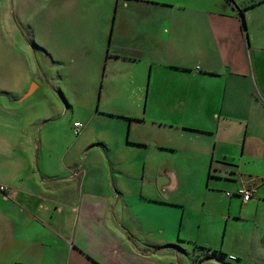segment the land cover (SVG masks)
Wrapping results in <instances>:
<instances>
[{
    "label": "crops",
    "instance_id": "1",
    "mask_svg": "<svg viewBox=\"0 0 264 264\" xmlns=\"http://www.w3.org/2000/svg\"><path fill=\"white\" fill-rule=\"evenodd\" d=\"M2 9L44 70L63 71L37 76L34 92L60 87L64 106L10 108L0 77V264H264V1ZM62 113L84 129L68 146L43 144ZM249 186L244 203L236 193ZM173 229L194 253L175 252Z\"/></svg>",
    "mask_w": 264,
    "mask_h": 264
},
{
    "label": "rangeland",
    "instance_id": "2",
    "mask_svg": "<svg viewBox=\"0 0 264 264\" xmlns=\"http://www.w3.org/2000/svg\"><path fill=\"white\" fill-rule=\"evenodd\" d=\"M262 8H258L255 11V15L258 16L262 14ZM0 77H4V85L6 88H10L11 95L7 101V104H10V108L16 107L17 109H26V110H35L38 115L41 117L45 112L48 111H60V107L64 106L62 100H59L57 97L56 91L60 92L59 88H51L42 86L40 90H36L30 96H27L24 101L22 99L24 96L29 95L32 86L35 84L38 85L39 78L37 76L45 77L47 76L59 78L63 74V71L59 70V66H53V70H44V64L41 61V53L39 52V47L28 33V29L23 25L21 19H19L18 24L20 27H12L13 19L12 15L8 16L6 10L2 9L0 11ZM16 25V23L14 22ZM12 29H16V32L12 35ZM12 31V32H11ZM27 37V39L25 38ZM24 42L27 45H24ZM44 56V55H43ZM41 62V63H40ZM45 65V64H44ZM43 68V69H42ZM35 80V81H34ZM1 85V83H0ZM69 90V89H68ZM64 112V110H63ZM59 113V112H58ZM54 122L47 123L45 126V131L52 130L53 134H44V143H51L50 139L53 137V142L58 144L60 148L68 146L73 142L76 135L74 134V122L75 120L81 121L84 126L85 123L83 119H72L69 113L57 116ZM41 123L43 120L41 119ZM73 127V128H72ZM70 128H72V134L70 135ZM8 134H10L8 132ZM52 136V137H51ZM173 210V209H172ZM182 208H179L177 211H182ZM171 211V210H170ZM137 212V211H136ZM173 218L175 221L178 218V225L180 226L181 218L177 213V218L172 216H167V220L172 221ZM163 219H165L163 217ZM158 220V219H157ZM161 233V232H160ZM173 234V237L171 236ZM172 234L168 232L165 234V238L175 240L174 245L176 248L175 252L181 251L183 255H186L185 250L192 251L194 253L195 245L191 243V239L184 238V235L179 237L178 230H172ZM163 236V235H160ZM182 249V250H179ZM198 253H203L202 255L207 256V252L203 250L195 251Z\"/></svg>",
    "mask_w": 264,
    "mask_h": 264
},
{
    "label": "built area",
    "instance_id": "3",
    "mask_svg": "<svg viewBox=\"0 0 264 264\" xmlns=\"http://www.w3.org/2000/svg\"><path fill=\"white\" fill-rule=\"evenodd\" d=\"M256 1H264V0H256ZM82 129H84V125L80 122H76L74 124V134L77 136L81 133ZM256 193L255 187L249 186V187H243L240 190L237 191V195L243 200L244 203H248L254 194ZM232 193H228V196H232Z\"/></svg>",
    "mask_w": 264,
    "mask_h": 264
},
{
    "label": "trees",
    "instance_id": "4",
    "mask_svg": "<svg viewBox=\"0 0 264 264\" xmlns=\"http://www.w3.org/2000/svg\"><path fill=\"white\" fill-rule=\"evenodd\" d=\"M230 4H234L235 0H228ZM241 18H242V29L244 30L245 33H247V22H246V18H245V14H244V9H239L237 8Z\"/></svg>",
    "mask_w": 264,
    "mask_h": 264
},
{
    "label": "water",
    "instance_id": "5",
    "mask_svg": "<svg viewBox=\"0 0 264 264\" xmlns=\"http://www.w3.org/2000/svg\"><path fill=\"white\" fill-rule=\"evenodd\" d=\"M34 90H35V85H34V86H32V88H31V90H30V93H33V92H34Z\"/></svg>",
    "mask_w": 264,
    "mask_h": 264
}]
</instances>
